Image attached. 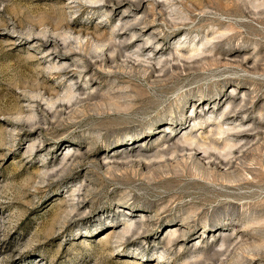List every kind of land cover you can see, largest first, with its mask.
<instances>
[{
    "label": "rangeland",
    "instance_id": "rangeland-1",
    "mask_svg": "<svg viewBox=\"0 0 264 264\" xmlns=\"http://www.w3.org/2000/svg\"><path fill=\"white\" fill-rule=\"evenodd\" d=\"M239 262L264 264V0H0V264Z\"/></svg>",
    "mask_w": 264,
    "mask_h": 264
},
{
    "label": "bare ground",
    "instance_id": "bare-ground-1",
    "mask_svg": "<svg viewBox=\"0 0 264 264\" xmlns=\"http://www.w3.org/2000/svg\"><path fill=\"white\" fill-rule=\"evenodd\" d=\"M130 3H131V2H130ZM139 3H140V1H139ZM134 4H138V3H137V2H134ZM137 6H138V5H137ZM134 25H135V24H134ZM233 107H234V106H232V107L228 110L227 115H229V114H231V113L234 112ZM240 107H241V106H240ZM236 109H237V108H236ZM225 115H226V114H225ZM227 115H226V118L224 119V121L228 120V116H227ZM194 117L197 118V114L194 115ZM217 125H218V124H217ZM221 125H222V124H221ZM221 125H218V126L215 125V126L217 127V129H219V132H217V134H218V135H221V134L226 135L225 137H226V139H227V142H226L225 145H226L227 147L232 148V147L236 146V144H238V143H242V146H240L238 149H235V153H237V156H238V153H241V152L244 151V147H247L246 144H248V143L250 142L249 140H251L252 138H248V137H246V136L244 135V134H245V133H244V134H241V135H240L241 137H238V138L236 137V143H233V141L230 140L229 138H231V136L234 137L236 134H235V133H234L235 135H233V134H229V132H231V131L233 132V130L235 129V127H227V128L225 127L226 130L224 131V129H222V132H220V131H221ZM255 127H256V126H255ZM239 128H240V127H239ZM236 129H237V128H236ZM236 129H235V130H236ZM255 129H256V128H255ZM239 130H240V129H239ZM246 130H247V129H246ZM217 131H218V130H217ZM236 132H237V134H238V131H236ZM241 132H242V131H241ZM238 135H239V134H238ZM250 137H251V136H250ZM239 138H240V139H239ZM190 140L193 141L194 139L192 138V139H190ZM216 140H217V139H216ZM253 140H254V138H253ZM234 141H235V140H234ZM241 141H243V142H241ZM187 142H188V140H187ZM251 142H253V141H251ZM198 143H199V141H198ZM198 143H197V146L199 145ZM206 143H207V142H206ZM191 144H192V143H191ZM200 144H201V143H200ZM204 144H205V143H204ZM207 145H208V146H207L206 149H209V148H210L211 151H216V150H217V146H218V145H217V142H216L214 139H209ZM225 145H224V146H225ZM249 145H250V143H249ZM224 146H223L222 150L224 149ZM204 147H205V146H204ZM218 148H219V147H218ZM188 149H189V148H188ZM203 149H204V148H203ZM210 149H209V150H210ZM220 149H221V148H220ZM227 149H228V148H227ZM192 150H193V149H192ZM194 150H195V148H194ZM194 150H193V151H194ZM201 150H202V149H201ZM220 151H221V150H220ZM223 151H224V150H223ZM223 151H222V152H223ZM230 151H231V150H230ZM245 151H246V148H245ZM245 151H244V152H245ZM206 152H207V151H206ZM227 152H228V151H227ZM232 152H233V151H232ZM232 152H230V154H231ZM204 153H205V152H204ZM207 153H209V152H207ZM213 153H214V152H213ZM241 154H242V153H241ZM246 154H247V153H246ZM202 155H203V154H202ZM206 155H208V154H206ZM227 155H228V154H227ZM229 156H230V155H229ZM229 156H228V157H229ZM232 156H233V155H232ZM240 156H242V155H240ZM211 157H213V156H211ZM206 158H207V157H206ZM236 159H239V157H238V158L236 157ZM226 160H228V159H226ZM232 160H233V159H231V161H232ZM202 161H203V160H202ZM210 161H212V159H210L209 162H210ZM213 161H214V160H213ZM225 162H226V161H225ZM227 162H228V161H227ZM236 162H237V161H236ZM206 163H207V162H206ZM213 163H214V162H212L211 165H214V164H215V163H214V164H213ZM219 163H220V162H219ZM223 163H224V161H223ZM216 164H217V163H216ZM230 164H231V163L229 162V165H230ZM225 165H226V164H225ZM214 166H217V165H214ZM222 166H223V165H222ZM223 167H224V166H223ZM224 168H225V167H224ZM226 168H227V167H226ZM230 168H235V165L232 164V166H230ZM230 168H229V169H230ZM235 169H238V168H235ZM223 171H225V173L227 172L226 170H223ZM234 171H235V170H234ZM241 171H242V170H241ZM231 172H232V171H231ZM246 180H248V179L246 178ZM246 180H245V181H246ZM173 230L175 231V230H177V228H175V227H171V228H169V231H173ZM176 232H177V231H176ZM178 234H179V233H178ZM227 238H228V237H227ZM226 241H227V240H226ZM230 243H231V242H230ZM223 245H224V243H223ZM223 245H222V246H223ZM230 245H231V244H230ZM222 246H221V247H222ZM223 247H224V246H223ZM228 247H229V246H228ZM228 247H227V249H228ZM231 247H232V246H231ZM225 248H226V247H225ZM234 249H235V248H234ZM223 250H224V249H223ZM231 252H232V251H230V254H231ZM223 253H224V252H223ZM228 253H229V251H228ZM252 253H253V252H252ZM252 253H251L250 255H252ZM216 254H217V253H216ZM225 254H226V253H225ZM230 254H229V256H231ZM240 254H242V253H240ZM232 255H233V253H232ZM244 255H246V254H243V256H242V255H240V256L244 257ZM219 256H220V255H219ZM235 256H236V255H235ZM240 256H239V257H240ZM227 257H228V256H227ZM227 257H225V258H227ZM248 257L251 258L252 256H248ZM230 258H232V257H230ZM241 259H242V258H241ZM245 259H246V256H245ZM227 260H228V259H227ZM234 260H235V259H234ZM215 261H216V260H215ZM222 261L224 262V260H222ZM243 261L245 262V260H242V262H243ZM248 261H249V259H248ZM250 261H251V260H250ZM242 262H241V264H244V263H242ZM227 263H228V262H227ZM246 263H247V262H246ZM249 263H250V262H249ZM249 263H248V264H249ZM221 264H224V263H221ZM238 264H240V262H239Z\"/></svg>",
    "mask_w": 264,
    "mask_h": 264
}]
</instances>
